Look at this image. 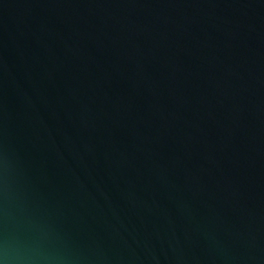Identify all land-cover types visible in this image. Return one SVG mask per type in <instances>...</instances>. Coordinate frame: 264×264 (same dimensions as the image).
I'll return each mask as SVG.
<instances>
[{
	"label": "water",
	"instance_id": "water-1",
	"mask_svg": "<svg viewBox=\"0 0 264 264\" xmlns=\"http://www.w3.org/2000/svg\"><path fill=\"white\" fill-rule=\"evenodd\" d=\"M0 260L264 264V0H0Z\"/></svg>",
	"mask_w": 264,
	"mask_h": 264
},
{
	"label": "clouds",
	"instance_id": "clouds-1",
	"mask_svg": "<svg viewBox=\"0 0 264 264\" xmlns=\"http://www.w3.org/2000/svg\"><path fill=\"white\" fill-rule=\"evenodd\" d=\"M0 264H5V261L4 260H0Z\"/></svg>",
	"mask_w": 264,
	"mask_h": 264
}]
</instances>
